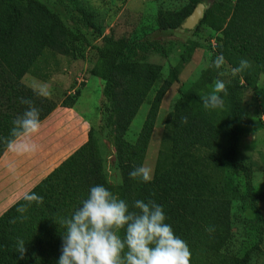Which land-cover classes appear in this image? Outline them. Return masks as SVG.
Masks as SVG:
<instances>
[{"label": "trees", "instance_id": "trees-1", "mask_svg": "<svg viewBox=\"0 0 264 264\" xmlns=\"http://www.w3.org/2000/svg\"><path fill=\"white\" fill-rule=\"evenodd\" d=\"M59 1L70 10L74 25L94 28L91 14L79 6L78 0ZM200 2H209L199 23H206L218 33L215 53L223 54L231 68L238 67L242 58L250 60L252 67L237 74V78L245 86L255 88L260 75L264 76V0H188L178 11L180 22ZM133 36L116 38L110 32L101 37V45L95 48L118 53L117 61L108 71L105 88L144 101L159 80L161 67L145 58V52L157 50L154 42H139L137 35ZM82 40L86 41V36L80 30H74L40 0H0V65L18 80L45 48L70 54L76 52ZM169 85L166 79L156 89L131 152L117 155L119 183H109L99 144L90 127L87 140L29 190L42 196L44 201L29 207L25 213L27 220L17 219L16 223H11L20 216L16 208L25 203L21 198L0 215V264H57L63 233V228H59L60 220L70 218L96 184H104L130 207L136 200H154L163 207L166 223L176 234L183 201L195 191L199 180L195 172L178 168L174 162L192 147L207 149L208 158L215 166L227 161L233 172L250 174V166L235 156L242 109L235 86L227 84L231 102L228 111L210 113L196 94L190 102L175 105L167 123L169 147L159 152L153 180L143 183L129 177L134 168L143 165L161 100ZM185 116L186 124L181 123ZM222 138L226 145L223 152ZM253 200L256 217L263 220L254 197ZM263 233L264 225L259 229L257 241L241 255L227 247L214 250L184 241L192 253L190 264H257L254 259L261 250ZM20 240L27 249L23 259L17 250Z\"/></svg>", "mask_w": 264, "mask_h": 264}, {"label": "rangeland", "instance_id": "rangeland-1", "mask_svg": "<svg viewBox=\"0 0 264 264\" xmlns=\"http://www.w3.org/2000/svg\"><path fill=\"white\" fill-rule=\"evenodd\" d=\"M40 1L74 30H80L86 41L79 42L76 52L70 54L46 50L24 80L38 90L51 92L49 97H42L49 106L53 101L67 99L85 110L102 153L105 173L112 183L121 180L117 155L131 152L149 102L166 79L170 85L161 100L143 161L153 172L160 150L169 147L167 123L174 106L190 102L195 94L202 97L210 93L217 79L235 86L242 109L235 156L250 166V174L233 172L227 161L215 166L203 147H192L179 156L174 166L195 172L199 182L183 201L176 235L214 250L227 247L233 253L243 254L257 241L259 229L264 225V76L260 75L257 86L250 88L231 74L232 68L227 63L221 69L209 67L217 56L214 46L218 33L203 22L192 30H181L184 20L180 22L178 11L188 0H78L79 6L91 14L94 28L74 25L63 2ZM205 4L207 9L209 2ZM110 32L116 38L137 35L139 42L153 41L157 47L145 52L146 60L160 65L161 70L159 80L144 101L104 86L118 53L98 51L95 47ZM219 72L225 75L219 76ZM224 100V109L208 111H228L231 102L228 96ZM221 146L223 152L224 138ZM253 197L263 220L256 217ZM208 226H214L215 232L209 234ZM254 260L264 264V233L261 250Z\"/></svg>", "mask_w": 264, "mask_h": 264}, {"label": "clouds", "instance_id": "clouds-1", "mask_svg": "<svg viewBox=\"0 0 264 264\" xmlns=\"http://www.w3.org/2000/svg\"><path fill=\"white\" fill-rule=\"evenodd\" d=\"M225 64L224 55L219 54L209 67L221 69ZM251 67L252 62L242 58L239 66L231 69V74L235 76ZM218 75L224 76L225 73L219 72ZM37 94L49 97L51 92L41 89ZM227 95L225 81L217 79L212 91L201 97L203 107L222 110ZM20 103L27 105V109L12 121L9 136L0 137V142L18 156L32 155L39 148L33 137L40 131V109L29 98L22 97ZM187 122L186 116L181 118V123ZM9 169L14 171V165L10 164ZM129 177L149 183L154 172L141 165L134 168ZM21 199L25 203L16 208L20 216L11 223H16L17 219L21 222L27 220L25 213L29 207L33 203L41 205L44 201L34 191L24 192ZM166 219L163 207L154 200H136L130 207L104 184H96L71 217L60 220L59 228H63V233L57 264H190L192 253L186 241L174 233ZM206 231L212 234L215 227L208 226ZM17 250L23 259L27 251L24 241H18Z\"/></svg>", "mask_w": 264, "mask_h": 264}, {"label": "crops", "instance_id": "crops-1", "mask_svg": "<svg viewBox=\"0 0 264 264\" xmlns=\"http://www.w3.org/2000/svg\"><path fill=\"white\" fill-rule=\"evenodd\" d=\"M46 50L50 49L45 48L42 54ZM42 54L20 80L0 65V137L9 136L12 121L27 109L20 103L22 97L31 99L40 109L41 121L40 131L33 137L39 145L36 153L18 156L0 142V215L83 144L91 127L85 110L77 103L64 99L49 106L37 94V87L24 80ZM10 164L14 171L9 169Z\"/></svg>", "mask_w": 264, "mask_h": 264}, {"label": "water", "instance_id": "water-1", "mask_svg": "<svg viewBox=\"0 0 264 264\" xmlns=\"http://www.w3.org/2000/svg\"><path fill=\"white\" fill-rule=\"evenodd\" d=\"M205 9L206 4L204 2L198 3L181 24V30L189 31L194 29L203 18Z\"/></svg>", "mask_w": 264, "mask_h": 264}, {"label": "built area", "instance_id": "built-area-1", "mask_svg": "<svg viewBox=\"0 0 264 264\" xmlns=\"http://www.w3.org/2000/svg\"><path fill=\"white\" fill-rule=\"evenodd\" d=\"M262 119L264 120V114H263V118Z\"/></svg>", "mask_w": 264, "mask_h": 264}]
</instances>
